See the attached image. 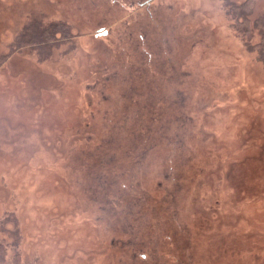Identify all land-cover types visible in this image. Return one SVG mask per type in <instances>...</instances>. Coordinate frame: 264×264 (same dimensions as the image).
<instances>
[{"label": "rangeland", "instance_id": "1", "mask_svg": "<svg viewBox=\"0 0 264 264\" xmlns=\"http://www.w3.org/2000/svg\"><path fill=\"white\" fill-rule=\"evenodd\" d=\"M223 1L0 0L1 264H264L262 28Z\"/></svg>", "mask_w": 264, "mask_h": 264}, {"label": "trees", "instance_id": "2", "mask_svg": "<svg viewBox=\"0 0 264 264\" xmlns=\"http://www.w3.org/2000/svg\"><path fill=\"white\" fill-rule=\"evenodd\" d=\"M256 0H243L240 5L237 3H233L230 0H224V4L226 6V12L227 15L234 21V28L236 31L240 34H243L244 36H249L252 34L253 29L256 28H262L260 29L262 37V44L257 45L259 47V55L261 57V60L264 61V23H261V20H255L252 21L251 14H252V7L255 4ZM53 28L55 27L52 25ZM51 28V29H53ZM54 30V29H53ZM48 32L44 31L41 34H47ZM40 34V35H41ZM252 36V35H251ZM250 36V37H251ZM38 38H36L34 44L37 43ZM18 234L19 232L16 231ZM16 261V260H15ZM4 262V257L0 256V264Z\"/></svg>", "mask_w": 264, "mask_h": 264}, {"label": "flooded vegetation", "instance_id": "3", "mask_svg": "<svg viewBox=\"0 0 264 264\" xmlns=\"http://www.w3.org/2000/svg\"><path fill=\"white\" fill-rule=\"evenodd\" d=\"M106 33H107L106 30H105V31H104V30H100V34H101V35H105Z\"/></svg>", "mask_w": 264, "mask_h": 264}]
</instances>
